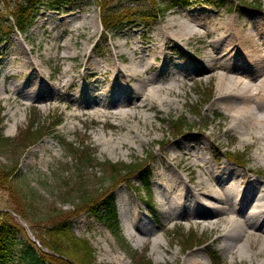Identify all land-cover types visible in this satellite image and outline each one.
<instances>
[{"label": "rangeland", "instance_id": "obj_1", "mask_svg": "<svg viewBox=\"0 0 264 264\" xmlns=\"http://www.w3.org/2000/svg\"><path fill=\"white\" fill-rule=\"evenodd\" d=\"M44 1L28 27L23 30L15 28L10 13L15 3L12 7L8 4L0 5V26L4 25L0 27V129L3 137L12 141L0 150V162L8 167H14L17 162L23 181L16 186L22 189L21 186L27 183L32 193H35L34 197L40 199V206L37 205L35 209L33 206L30 213L39 218H47L45 214L55 210L62 213V217L73 216L72 232L78 239L89 244L94 264H133L135 259L141 257L152 264H189L194 260L203 264H264V248L261 247L263 224L259 228L245 227L246 237L241 235L240 238L230 240L237 248L244 246L245 251L240 260L236 250L229 252L226 249L224 234L228 223L221 216H212V208L190 205L186 211L183 210L185 215L175 217L176 211L169 210L170 203L157 198L153 186L154 181L168 183L171 177L167 173L172 172L181 177L180 180L189 190H193V196L204 199L210 194L209 187L214 184V172L209 170L213 166L215 171L229 176V181L241 184L240 192L248 190L246 208L250 206L248 202L260 198L264 193V158L256 157L251 145L241 146L238 134L228 129L227 114L215 100L218 94L216 79H204L199 69L200 61L206 59L205 56H211L212 50L204 51L194 37L184 47L186 52L183 53H188V58L168 41L165 46L167 52L178 59L179 65L188 69L177 77V94L170 96V105L153 102L150 107L135 110L134 105H139V101L133 94L131 98L121 99L122 94L116 93V86L121 84L122 77L115 80L111 78L112 65L122 70L131 66L130 48H136L137 44L146 50L145 54L152 52L157 33L166 29L171 22L184 21L199 12L220 16L219 20L223 22L231 16L241 20L262 9L263 0H224L226 5L220 9L201 0L177 4H172L174 0ZM104 8L114 10L120 16L127 9L133 12L132 16L126 17L123 23L116 28L111 27L106 33L101 20L105 18ZM64 44L69 46L71 54L77 53L76 58L63 57ZM19 48L23 49L22 55L17 54ZM22 59L32 61L38 72L29 68L24 73L26 75L12 76L10 71V74L3 76L4 70L16 69ZM88 59L93 65L87 62ZM161 63L162 60L158 58L155 65ZM90 66V70H94L93 66L99 67L102 72L100 79L84 78ZM106 67L109 70L108 78L105 75ZM65 68H71V74L78 76L74 87L60 92L51 90L50 86H57ZM150 71L140 79H148L152 72L157 73L155 69ZM158 80L161 85H167L170 83V75L166 73ZM19 83L20 89L15 93L13 85ZM77 83L107 89L108 96L103 103L105 107H101L102 104H82L86 97L96 100L97 88L95 93L82 88L75 93L80 100L73 101L70 95ZM26 93L30 96H25ZM208 98L210 101L204 105ZM120 107L125 111L133 108L131 111L136 114V119L120 121L115 118L112 113H116ZM96 109L99 112L94 113ZM177 118H183L186 123L180 136L175 134L169 123ZM161 119L166 124H160ZM56 120L59 124L55 126L58 123ZM33 121V126L39 122L36 129L44 133L38 142L32 144L24 142L23 136ZM126 123L133 126L139 124L142 134L138 135L133 129L130 136L137 138L130 141L134 142L131 143L127 138V144L113 152L105 148L101 143L103 139L111 137L116 140L124 136ZM70 144L73 150L69 149ZM158 144L165 147L159 148ZM78 147L93 152L92 157L96 160L91 166L85 163L84 166L80 165L79 159L76 162L81 150ZM237 156L240 161L235 159ZM106 162L118 164L119 167L147 164L151 179L142 184L133 170L131 174L116 175L113 181L110 179V169L99 165ZM155 173H159L157 177L153 176ZM198 180L202 181L201 187L197 184ZM251 182L255 185L252 186ZM111 193L116 200L117 211L127 203L131 210H136L138 233L131 240L123 232L125 226L120 215L115 219L118 224L115 231H119L129 243L134 253L132 257L121 249L114 232L106 223L88 215L84 209L89 203L87 201L83 204L86 197L97 200ZM9 197L12 200L8 190L0 188L2 214L7 211L5 207L9 206ZM184 197L189 198L187 193ZM149 198L152 201L147 204ZM10 215L14 220L8 218L6 221L16 227L17 233L12 237L15 248L21 249L19 241L23 242L24 233L34 243L36 238L32 228L21 217L13 213ZM58 219L56 217L53 220ZM40 228L39 224L33 226L34 230ZM185 239L193 240V244L185 247ZM156 240L159 245L151 251ZM214 253L217 260H213Z\"/></svg>", "mask_w": 264, "mask_h": 264}, {"label": "bare ground", "instance_id": "obj_2", "mask_svg": "<svg viewBox=\"0 0 264 264\" xmlns=\"http://www.w3.org/2000/svg\"><path fill=\"white\" fill-rule=\"evenodd\" d=\"M220 18V16L211 15L207 12H199L188 16L184 21L171 22L166 29L157 33L155 48L152 49V52L145 54L146 50L136 44V48H130L131 66L122 70L118 66L112 65L113 75L111 78L115 80L117 77H122L121 84L116 86V93L122 94L121 99L124 97L131 98L133 94L135 99L139 101V105H134L135 110L150 107L153 102H157L159 105H170V96H176L177 94L175 91V83L178 81L177 77L188 69L184 65H179L177 63L178 59L174 55H170L165 46L170 41L173 48H177L178 51L183 53L186 52L184 47L188 46L190 39L195 37L196 43L204 51L212 50L211 56L207 54L208 56H205L206 59L200 61L199 69L202 71L204 79L211 80L212 77L216 79L218 94L215 100L227 114L228 129L238 134V141L241 146L247 147L251 145L254 155L264 158V5L259 11L252 12L248 14V17H243L241 20L237 16H231L223 22L219 20ZM63 46L65 48L63 57L69 59L77 57V53H70L67 44ZM17 52L18 55H22L23 49L19 48ZM184 55L189 58L188 53ZM158 58L162 60V63L156 66ZM87 62L93 65L89 62V59ZM17 66L16 69L4 70L3 76L10 74V71L12 76L26 75L24 73L29 68L38 72L37 66L32 61L27 62L22 59ZM88 69L84 73V78H101L102 72L99 67L93 66L94 70H90V66ZM151 69H155L157 73L152 72L148 79H140ZM108 72L109 70L106 67V78L109 77ZM166 73L170 75V83L161 85V81L158 79L162 78ZM62 75L57 86L54 84L52 87L50 86L51 90L60 92L61 90H68L74 87L75 79L78 76L71 74V68H65ZM76 85L77 87L74 88L70 95L75 102L80 100L75 93L80 92L82 88H87L91 93H95L98 86L88 87L87 85H82V83H77ZM20 86V83L13 85L15 93H18ZM97 89L99 91L96 100L86 97L82 104H85V106L102 104L101 107H105L103 103H105L108 96L107 89ZM25 96H30V94L26 93ZM120 108L116 113H112L115 118L120 121H125L129 118L136 119V114L131 111L133 108H129L130 112L123 110L122 107ZM97 112L99 111L96 109L94 113ZM125 125L127 130L124 136L116 140L111 137L107 140L101 138L103 139L102 145L113 152L125 146L127 138L129 141L136 140V136H130L133 129L136 130L138 135L142 134L139 124L133 126L126 123ZM143 125V129H145V122ZM210 169L212 173L214 172V184L209 187L210 194H207L204 199L197 195L193 196V190H189L186 184L184 185L182 180H180L181 177L172 172L167 173V176L169 177L170 175L171 177L168 183L154 181L153 186L156 196L162 202L170 199L169 210L176 211L175 217L185 215V211L190 205L212 208V214H214L212 216H221L228 223V229L224 234L227 242L225 243L227 245L226 249L230 250L229 252L236 250L237 258L242 260L243 252L245 251L244 246L237 248L235 243L231 244L230 240L240 238L241 235L246 237L245 227L259 228V225H264V193H262L260 198L248 202L250 206L246 208L247 205L245 203L249 198L246 194L248 190L240 192L241 184H236L232 180L229 181V176H226L223 172L215 171L213 166H210ZM158 174H155V176L157 177ZM251 183L252 186L255 185V183ZM197 184L201 187L202 181L198 180ZM251 185H249L250 188ZM186 193L189 198L184 197ZM176 209H179V211ZM243 211H245L244 214H240ZM135 214L136 210L135 212L131 210L130 204L123 205L120 219L125 226L123 232H125L128 240H131L138 233V222L135 221V219L137 220ZM158 245L159 241L156 240L151 247V251L156 249ZM261 247L264 248V238ZM189 264L203 263L194 260L189 262Z\"/></svg>", "mask_w": 264, "mask_h": 264}, {"label": "trees", "instance_id": "obj_3", "mask_svg": "<svg viewBox=\"0 0 264 264\" xmlns=\"http://www.w3.org/2000/svg\"><path fill=\"white\" fill-rule=\"evenodd\" d=\"M54 1L60 3L61 1L68 2L72 0ZM174 1V3H177L181 0ZM44 2V0H0V5L8 4V6L12 7V4L15 3L13 5L14 10L10 11V13H12V19L16 24L15 28L17 30H23L28 27L29 22L33 19V17H35L39 6L44 4ZM207 3L214 4L217 7L226 5L224 4V0H217V2L214 0H207ZM104 9L105 18L101 20L102 26L107 33L111 27L116 28L121 23H123L126 17L130 15L132 16L131 12H133L131 9H127L125 11L126 13L120 16V14H115L114 10H107L106 8ZM56 122H58V120H56ZM170 123H172L175 134L178 135L181 134L182 130L186 126L183 118L175 119ZM33 124H35L34 121L25 131L23 136L24 142H30L33 144L43 136L44 131L39 128L36 129V126L39 124V122L34 126ZM58 124L59 122L56 123L55 126ZM162 124H164L163 121ZM11 143L12 141L10 139L3 137V131L0 129V150H2V148H6V146ZM68 147L70 149L72 145H68ZM78 148H81V150L79 149L80 155L78 154L76 157V162H78L79 159L80 165L84 166L87 164V166H91L96 160L92 157L93 152H90L89 150L85 151L82 149L83 147ZM239 158V156L236 157V159ZM16 164L17 162L14 163V167H8L0 162V188L3 190H8L9 195H11L12 198V200H10L9 197V200L7 201L9 206L7 208L5 207L8 214L6 212L5 214L0 212V264H94V255L91 248H89V244H87V242L82 239H78L72 232L71 221L73 216L70 215L71 217H62V213L55 210L45 214L47 218H39L38 215L34 216L30 213L33 206L34 209L37 207V205L40 206V199L38 200L34 197L35 193H32V190L28 187L27 183L26 186H21L22 189H19L16 186V184H21L20 181H23V177L21 176ZM99 165L110 169V179L113 181L116 180V175L120 174L124 176L126 174H131V171L133 170H135V175L143 180H146L145 177L149 173V167L147 164H142L138 167L133 165L119 167L118 164L106 162L105 164ZM34 199L36 200L34 201ZM87 201H89V203L86 205V207H84V209L87 210L86 212H88V215H92L97 219L99 218L101 221L103 220L102 222H108L110 225H112L111 222L115 219V200L112 193L107 196L103 195L97 200H93V197H86V199H83V204H85ZM10 213L21 217V219L32 228V232L36 240L49 254L42 251L40 247H36L32 240L26 236L24 230L22 231L24 233L22 235L24 240L23 242H21V240L19 241L21 249L17 250L15 248V245L13 244L15 241H12V237L15 236L17 230L15 226L6 221L8 218L14 220ZM56 217L59 218L58 221L53 220ZM35 224H39L41 228L34 230L33 226ZM109 227L112 231L116 229L115 227L112 228V226ZM114 232L120 247L125 250L126 253H128L129 257H132L134 253L132 252L129 244L123 240L120 233L117 231ZM192 241L193 240L191 239H185V247L191 246L193 244ZM213 255V260H217L218 257H216L215 253ZM133 264L152 263L146 260L144 257H141L137 260L135 259Z\"/></svg>", "mask_w": 264, "mask_h": 264}]
</instances>
